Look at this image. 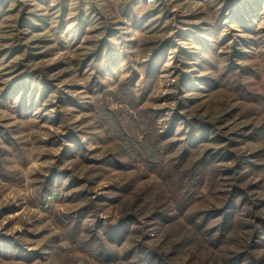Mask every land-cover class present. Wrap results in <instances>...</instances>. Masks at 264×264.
<instances>
[{
	"label": "rangeland",
	"instance_id": "1",
	"mask_svg": "<svg viewBox=\"0 0 264 264\" xmlns=\"http://www.w3.org/2000/svg\"><path fill=\"white\" fill-rule=\"evenodd\" d=\"M156 54L159 65L150 71ZM24 76L49 84L30 91V111L22 116L19 91L12 99L5 96ZM174 114L211 125L217 137L184 152L188 134L179 126L166 142L174 149H166L165 170L177 161L188 167L212 149L243 153L264 165V0H5L0 240L8 237L13 247L38 257L0 254V264H104L74 244L63 222L87 202L81 226L87 237L100 219L116 222L122 214H136L131 227L139 230L125 246L145 238L173 252L178 264H223L225 256L249 246L245 225L218 247H180V240L192 227L190 213L222 206L234 184L255 186L248 195L264 219V169L246 164L240 175L232 158H221L219 171L206 177L197 199L180 213L169 193L153 197L163 172L132 158L118 138L116 118L137 141L149 137L151 121L157 120L153 132L166 131ZM54 170L69 178L43 203L38 192ZM71 180L79 185L68 188ZM155 211H168L171 218L154 217ZM255 255L264 257V244Z\"/></svg>",
	"mask_w": 264,
	"mask_h": 264
},
{
	"label": "trees",
	"instance_id": "2",
	"mask_svg": "<svg viewBox=\"0 0 264 264\" xmlns=\"http://www.w3.org/2000/svg\"><path fill=\"white\" fill-rule=\"evenodd\" d=\"M160 58L161 54L154 55L149 63L150 71L157 69ZM232 67L233 65L229 62V70H232ZM25 77L14 82L9 87L8 94L6 93L5 96L8 99H12L14 95L17 96V91H19L18 112L22 116L27 115L30 111L28 105L30 91L33 88L40 90L44 87L46 89L49 84L47 80L35 81L30 79V77ZM28 82L31 83V88L25 86ZM183 90L182 88L181 91L183 92ZM182 106L183 104H178V108ZM102 110L105 114H108L107 111L109 109ZM151 114L156 116L153 111H151ZM115 122L119 131L118 138L126 146L129 155L132 158H141L149 169H158L161 174L163 172L164 184H155L158 189L154 191L153 197L160 198L163 195L165 196V193H169V196L174 198L177 210L180 213L188 210L197 199V192L204 185L206 177L212 172L219 171L218 160L221 158L226 160L232 158L235 163L234 171L241 173L240 175L243 174L242 169L246 164H249L251 168L264 169V165H255L246 154L233 153L229 150H226V153L220 154L212 149L203 154L199 159H196L188 167L181 168L183 163L177 161L174 164L170 163L169 167L165 170L163 159L166 149H174L172 148L173 142H166L177 133L179 126H182V132H187L188 134L186 145L183 146L185 148L184 152H187L189 147L202 146L211 140V137H217L216 133L213 135L214 132H211V125L203 123L199 119H189L186 116L181 117L178 114H174L166 131H161L162 129H160L153 132L155 127L157 128V120L151 121L150 129L153 126V130H149L146 133L149 137L147 136L146 139L143 137L142 140L144 141H134L121 120L116 118ZM106 126L107 128H111V121ZM76 143L81 146L79 142ZM114 162L116 164L119 163L117 160ZM66 173V171L57 172L54 170L46 177L42 191L38 192V196L43 203L50 202L53 195L62 189L63 178H69ZM76 185L79 184L71 180L68 188ZM253 188L255 186L252 184L246 186L240 183L234 184L226 192L227 196L224 198L222 206L202 212H191L189 223L192 227L189 228L187 234L180 240V247L186 245L192 248H201L202 246L218 247L227 240L230 231L235 232L238 226L245 225L250 228L251 241L249 243L253 241V244L248 243L249 246H245L242 250L231 252L223 258V264H264V257H255V252L259 245L264 244V219L262 213L257 210V202L256 204L250 202L251 195H248V193H251ZM64 190H68L67 187ZM89 210L90 206L89 202H87L75 211L67 213L63 221L67 227L70 239L89 257L104 264H178L171 259L174 254L173 252L167 253L162 251L161 248L150 244L145 238L140 239L133 245L125 246L130 234L139 230L136 227H131L138 219L136 214H122L116 222L100 219L94 224L92 233L87 237L85 233L87 229L81 226L84 224V218L89 215H87ZM153 216L162 220L171 218L168 211H155ZM8 239L6 237V239L0 240V254L3 257H20L23 260H33L38 257L34 256L35 252L13 247Z\"/></svg>",
	"mask_w": 264,
	"mask_h": 264
},
{
	"label": "water",
	"instance_id": "3",
	"mask_svg": "<svg viewBox=\"0 0 264 264\" xmlns=\"http://www.w3.org/2000/svg\"><path fill=\"white\" fill-rule=\"evenodd\" d=\"M24 16H25V12H22L21 17H20V20H19V23L22 22V19L24 18Z\"/></svg>",
	"mask_w": 264,
	"mask_h": 264
},
{
	"label": "built area",
	"instance_id": "4",
	"mask_svg": "<svg viewBox=\"0 0 264 264\" xmlns=\"http://www.w3.org/2000/svg\"><path fill=\"white\" fill-rule=\"evenodd\" d=\"M5 4V0H0V7Z\"/></svg>",
	"mask_w": 264,
	"mask_h": 264
}]
</instances>
